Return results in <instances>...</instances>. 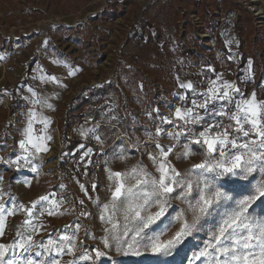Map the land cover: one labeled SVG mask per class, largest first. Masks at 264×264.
I'll return each instance as SVG.
<instances>
[{
	"label": "rangeland",
	"instance_id": "1",
	"mask_svg": "<svg viewBox=\"0 0 264 264\" xmlns=\"http://www.w3.org/2000/svg\"><path fill=\"white\" fill-rule=\"evenodd\" d=\"M254 9L262 18L255 15ZM0 56L4 57L0 59V97L11 95L13 101L16 89L23 92V88L33 87L45 92L54 87L61 98L55 103L44 99L52 108L58 106V114L65 109L67 119L63 124L59 120L58 129L63 135L73 133L67 150L60 152L67 163L61 168L54 163L56 172L54 167H42L50 154L49 165L55 161L49 151L50 142L48 151L39 155L43 162H36L38 172H32L31 166L19 165L18 174L11 175L8 168L0 167L1 173H9L5 180L0 175V204L31 208L40 197L47 195L51 199L54 194V199L61 201L58 212L49 215V205L45 204L44 214L39 215L40 208H36L38 219L33 223L40 227L33 238L47 244L49 238L70 235L79 223L77 248L74 255L57 257L62 264L74 258L75 264H145L151 259L150 253L143 257L124 256L115 247L106 249L102 242L109 225L102 222L101 212L110 203L115 187L114 181L108 179V170L127 172L139 162L158 176L149 154L158 156L156 143L167 148L177 142L166 134L156 137V129L180 131L176 126L161 124V120H175L176 108L192 106L193 96L180 87L181 83L191 82L197 92H204L211 80L222 75L224 80L235 83L245 98L255 93L258 101H264V0H0ZM70 69L75 75H69ZM48 76L57 77L58 82L41 79ZM184 95L188 97L186 105L179 98ZM31 105L41 115L50 109L39 103ZM199 112L204 115L203 109ZM3 114L6 112L0 103V119L5 123L7 116ZM210 122L211 118L206 117L203 124L187 127L197 135ZM52 128L55 133L56 128ZM82 132L87 133L84 141L80 140ZM3 135L0 128V139ZM97 136L104 152L99 170L89 177L77 158L87 152L81 146ZM185 143H191V139L182 137L168 160L187 176L194 164L203 161L204 149L193 144L190 157L178 158ZM121 155L125 158L120 159ZM256 181H264V175L256 174L253 184ZM93 184L97 185L95 190ZM169 204L173 223L162 239L170 238L179 229L177 214L185 212L189 222L193 216L186 202L171 199ZM156 210L153 205L148 211ZM26 215L17 211L6 216L0 244L17 239V232L24 231L18 226ZM116 218L123 223L120 214ZM194 235L188 257L203 247L210 233L206 228ZM94 249L107 255L100 260L78 259L84 251L95 257ZM26 255L37 260L45 259L47 254Z\"/></svg>",
	"mask_w": 264,
	"mask_h": 264
},
{
	"label": "snow or ice",
	"instance_id": "2",
	"mask_svg": "<svg viewBox=\"0 0 264 264\" xmlns=\"http://www.w3.org/2000/svg\"><path fill=\"white\" fill-rule=\"evenodd\" d=\"M3 58L0 56V59ZM69 75H75V71L70 69ZM41 79L46 83L58 82L55 76ZM180 87L191 92L192 106L176 108L175 120H161V124L176 126L180 131L166 132L162 127L156 129V137L166 134L177 142L167 148L156 143L158 156L149 154L158 176L150 173L139 162L127 172L108 170V179L114 181L115 187L111 201L103 206L100 217L102 222L109 225L104 229V247H115L124 256L143 257L150 253L151 259L145 264H184L185 260L188 264H197V261L200 264H264V181L253 184L256 174L264 175V101H258L255 93L245 98L235 83L224 80L222 75L211 80L204 92H197L191 82L181 83ZM28 91L32 93L33 104L52 108L45 100L36 98L37 93L32 88L29 87ZM237 96L239 99H236ZM179 98L186 105L188 97L184 95ZM199 109L204 110V115L200 114ZM206 117L211 118L212 123L207 124L199 136H195L193 129L187 126L203 124ZM217 118H220V123L216 122ZM225 118L231 123L223 124ZM37 120L44 125L39 136L35 135L33 129ZM50 122L46 117L38 116L34 109L29 111L23 131L24 139L20 142L25 155L19 159L31 163V158L48 151L46 141L52 139L47 134ZM213 128L223 130L213 132ZM228 129L232 130L231 134ZM82 135L87 133L82 132ZM182 137L191 138V143H185L178 158L190 157L193 144L204 149L203 161L194 164L187 176L182 175L168 160ZM91 151L89 149L85 156H89ZM119 158L125 157L121 155ZM13 163L18 164V161ZM31 171L38 172V167L33 165ZM192 176L196 177L195 181L189 178ZM129 180L135 183L129 184ZM96 187L92 185L93 190ZM80 188L87 195L85 186L81 184ZM222 188L226 190L222 191ZM171 199L186 202L193 216L189 222L185 219V212L177 214L175 219L180 221L179 229L170 238L162 239L173 223L169 217ZM60 203L53 194L51 199L47 195L40 197L31 208L24 205L17 207L15 203L8 208L0 204V236L5 234L7 215H14L17 211L27 214L18 226L24 231L17 232V239L7 245L0 244V264H62L57 257L74 255L77 248L76 233L81 227L79 223H76L75 231L70 235L49 238L47 244L33 238L40 227L33 223L34 219H38L36 208L39 206V215H43L44 205L48 204L46 210L49 215H53L57 214ZM80 203L83 204V201ZM153 205L157 210L149 212ZM258 208L262 210L257 211ZM118 214L122 217V224L116 218ZM81 215L88 216V213L82 212ZM206 228L210 233L209 238L198 252L188 257L190 238L195 239L194 234L205 232ZM85 235L87 237V230ZM94 251L95 257L84 251L78 259L100 260L107 255L99 249ZM30 253L36 257L47 255L45 259L34 260L26 255ZM75 259L67 264H75Z\"/></svg>",
	"mask_w": 264,
	"mask_h": 264
},
{
	"label": "built area",
	"instance_id": "3",
	"mask_svg": "<svg viewBox=\"0 0 264 264\" xmlns=\"http://www.w3.org/2000/svg\"><path fill=\"white\" fill-rule=\"evenodd\" d=\"M3 97L5 98V100L2 103V107H4L7 110V118L5 123L1 126L4 135L3 138L0 139V145L2 147V154L6 156L12 154L13 151L17 148L19 141L23 137V131L28 122L29 111L34 108L31 105V102L26 99H17L15 101H12L11 95L3 94ZM36 110L38 111V109ZM60 114L58 119L60 120V122L61 121L64 122L67 119L65 114V109H63L60 112ZM59 120H57L56 123L55 120L54 122H52V126H54L58 132H56L53 141L51 143L50 153L54 154V159H55L54 163L56 165L58 164L61 168L63 166V163H67V159H62L60 157V152L62 151V149L65 150V148L68 147V145H65L64 147L63 133H61L60 130L58 129ZM216 122L220 123V119L216 120ZM229 123H230L229 121L223 120V124H229ZM217 130H223V129L213 128V132ZM228 131L231 134L232 130L228 129ZM195 136H199V134ZM85 139H87V136H84L82 140L84 141ZM198 146L200 147V145ZM83 147H86V151L91 149L92 150L91 154L89 156L77 158V162L78 164L83 165L84 172L87 176L89 177L95 176V174L97 173V171L101 166V158L104 152V147L100 142V140L96 138L88 139L87 144H85ZM48 166H49V160L47 157H45L44 164L42 166L43 170L48 169L47 168ZM56 169L57 168L54 165V172L57 171Z\"/></svg>",
	"mask_w": 264,
	"mask_h": 264
},
{
	"label": "crops",
	"instance_id": "4",
	"mask_svg": "<svg viewBox=\"0 0 264 264\" xmlns=\"http://www.w3.org/2000/svg\"><path fill=\"white\" fill-rule=\"evenodd\" d=\"M28 88L29 87L23 88L22 89L23 92H20L18 89H16V94L14 93L15 98H14L13 101H15L17 99H26V100H28V101L31 102V100L33 99V97H32V93H30L28 91ZM30 88H32L37 93V97L36 98L41 99V100H45L46 101V99H44V98H49L52 102L55 103V101L57 99L61 98L60 91H58V89H56L54 87H51V89L50 90L48 89V91L45 90V92H43L41 90L34 89L33 87H30ZM3 101H4V98L0 97L1 108H2V110H4V112H6V115L3 114V117H5V116H7V110L4 107H2V102ZM40 106L42 108H44V109L46 108L43 105H40ZM58 112H59L58 106L57 105H54L53 108L52 109L50 108L49 111H46L45 112V114L41 115V114L38 113V116L46 117L48 120L51 121L48 124V127H47V134L50 135L52 137V139L46 141V146H47V143H49V142L52 143L53 138H54L56 132H58L57 130H55V133H54V130L52 128V122H54V120H55V123H56L57 120H59L58 119L59 118ZM0 123H4V120L3 119H0ZM62 124H63V122H62ZM43 127H44L43 123H41L39 120H37L33 124V129H34V133H35L36 136L41 135V129ZM0 128H1V126H0ZM48 130H50V131L48 132ZM60 132L62 133V131H60ZM72 136H73V133H71V132L68 133V134L63 135V142L65 143V145H69L71 143L70 141H72L71 140V137ZM84 136L85 135H83L80 140H82ZM23 139H24V136L22 137L21 140H23ZM21 140L19 141V143L17 145V148L9 156H3V155H1L2 147L0 145V167H2V168L3 167L8 168L10 170L9 173L11 175L14 174V173L18 174V172H17L18 164L21 165L22 167L23 166H29V167L31 166L32 167L33 165H35V166L38 167V165H37L38 163H36V162H40V164H41V162H43V160H41V159L39 161V155H40V153L37 154V156L35 158H31V163H26L25 160L19 159L20 157H22V156L25 155L24 151L20 147ZM67 148L68 147H66L65 150H67ZM49 151H50V149H49ZM66 154H67V152H66ZM14 161H18V164L17 163H13ZM11 172H13V173H11ZM4 173H6V172H4ZM4 173H1L0 172V175H2L3 176L2 179L4 178V180H5L6 179L5 177H7L9 175V173L8 174H4Z\"/></svg>",
	"mask_w": 264,
	"mask_h": 264
},
{
	"label": "bare ground",
	"instance_id": "5",
	"mask_svg": "<svg viewBox=\"0 0 264 264\" xmlns=\"http://www.w3.org/2000/svg\"><path fill=\"white\" fill-rule=\"evenodd\" d=\"M259 1H260V0H250L251 3H259ZM253 12H254V13L257 12L255 15H258L259 18H262V17H261V13H259L258 10L254 9ZM51 157H52V155L50 154V155L48 156V158H51ZM52 167H54V162H53L51 165H49L47 168L49 169V168H52Z\"/></svg>",
	"mask_w": 264,
	"mask_h": 264
},
{
	"label": "trees",
	"instance_id": "6",
	"mask_svg": "<svg viewBox=\"0 0 264 264\" xmlns=\"http://www.w3.org/2000/svg\"><path fill=\"white\" fill-rule=\"evenodd\" d=\"M261 210H262V209H259V208L257 209V211H261Z\"/></svg>",
	"mask_w": 264,
	"mask_h": 264
}]
</instances>
